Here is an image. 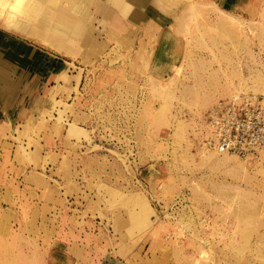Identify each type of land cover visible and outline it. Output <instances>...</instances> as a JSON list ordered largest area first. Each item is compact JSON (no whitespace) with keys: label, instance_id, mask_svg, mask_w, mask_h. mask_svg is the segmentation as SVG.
Masks as SVG:
<instances>
[{"label":"rangeland","instance_id":"obj_1","mask_svg":"<svg viewBox=\"0 0 264 264\" xmlns=\"http://www.w3.org/2000/svg\"><path fill=\"white\" fill-rule=\"evenodd\" d=\"M141 1L46 0L61 47L0 23L27 46L0 78V264L81 231L88 264H264V149L201 146L220 97L264 94V0Z\"/></svg>","mask_w":264,"mask_h":264},{"label":"built area","instance_id":"obj_2","mask_svg":"<svg viewBox=\"0 0 264 264\" xmlns=\"http://www.w3.org/2000/svg\"><path fill=\"white\" fill-rule=\"evenodd\" d=\"M201 146L241 158L264 149V94L233 92L220 97L206 114Z\"/></svg>","mask_w":264,"mask_h":264},{"label":"bare ground","instance_id":"obj_3","mask_svg":"<svg viewBox=\"0 0 264 264\" xmlns=\"http://www.w3.org/2000/svg\"><path fill=\"white\" fill-rule=\"evenodd\" d=\"M145 1L146 0H142L141 2ZM68 2H72V0H68ZM76 2L77 1H75V3ZM29 9H17L15 6L9 9L7 11L9 28L19 29L21 31L26 30L29 33L44 35L49 38L50 41L63 45V40L71 34L70 27L63 23L66 18L64 19L61 17L62 19L59 21V25H57V27H51V15L48 11L50 9L46 7L45 3L43 4L39 0H30ZM2 15H4V11L0 8V16ZM66 21L70 22L68 20ZM0 23L3 26L2 20H0ZM61 35L63 36L60 38ZM25 44V42L20 43L15 40H5L4 36L0 34V78L4 73V70L7 69L4 67L7 58L13 59L15 57H21V51L27 47ZM1 85H3V83Z\"/></svg>","mask_w":264,"mask_h":264},{"label":"crops","instance_id":"obj_4","mask_svg":"<svg viewBox=\"0 0 264 264\" xmlns=\"http://www.w3.org/2000/svg\"><path fill=\"white\" fill-rule=\"evenodd\" d=\"M41 3H45L44 0H39ZM75 1H77L75 3ZM87 0H72V2H68V0H54V2L61 4L63 2H68L69 6H72V8L74 9L75 13H79V11L83 10L82 6H81V2L85 3ZM73 4V5H72ZM82 12V11H81ZM80 12V13H81ZM84 12V11H83ZM63 35L60 36V38ZM53 42V41H52ZM58 44V43H56ZM59 47H61V45L58 44ZM97 231L95 232H90V233H86V232H82L80 233V235L77 236L76 239L69 241V248L66 250H53L51 253V257L49 260V264H70V263H56L57 261H64L66 259H70L72 264H88V263H100L101 259H102V245L103 242H97L96 241V236H97ZM95 234V235H94ZM90 235V239H87L86 236ZM85 236V237H83ZM84 238H86L84 240ZM96 242H95V241ZM53 255V257H52ZM55 256V257H54ZM53 258V259H52ZM62 259V260H61ZM68 259V261H69Z\"/></svg>","mask_w":264,"mask_h":264},{"label":"clouds","instance_id":"obj_5","mask_svg":"<svg viewBox=\"0 0 264 264\" xmlns=\"http://www.w3.org/2000/svg\"><path fill=\"white\" fill-rule=\"evenodd\" d=\"M30 0H0V8L3 9L4 15L0 16V20L3 21V30H10L7 20V11L14 6L17 9L26 8L29 9ZM30 10V9H29Z\"/></svg>","mask_w":264,"mask_h":264}]
</instances>
